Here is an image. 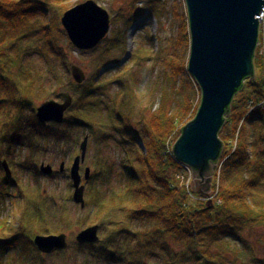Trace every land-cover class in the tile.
Returning a JSON list of instances; mask_svg holds the SVG:
<instances>
[{"label": "rangeland", "instance_id": "rangeland-1", "mask_svg": "<svg viewBox=\"0 0 264 264\" xmlns=\"http://www.w3.org/2000/svg\"><path fill=\"white\" fill-rule=\"evenodd\" d=\"M86 1L65 0V3L69 9H72ZM95 1L111 16V30L107 38L92 51H80L66 36L67 40L64 38L62 41L63 50L66 56L73 59V63L78 64L87 72L92 82L97 81L99 76L108 69L111 70L107 73V78L112 83H116L114 77L124 68L136 75L134 82L130 79L133 87L137 89V105L131 111L132 129L130 131L135 132L134 135L139 142L136 145L121 144L127 136L119 129L120 119L115 118L114 115L111 117L114 109L111 104L115 94L122 88L120 83L112 85L110 95L102 96L104 99L101 100L105 102L87 110L89 113L86 115H92L93 119L101 123L99 127L103 130L101 134L97 130L93 133L92 129L86 128L87 123H84L86 126L83 124L84 127L83 125L66 126L49 123L44 126L53 129L50 136L39 135L41 127L36 113H33L32 108H24L17 126L22 138L20 144H9L6 140L0 141V164L2 165V162L6 160L13 174L12 179H9L10 184L13 183L8 185L9 189L0 187V190L5 193L3 200L0 201V240H4L2 243L0 241V264H167L174 257L173 249L165 252L161 246H158L154 248V253L149 252L145 257L134 260L133 254L128 249L131 238L129 240L124 233L109 237V234L113 232V225L108 223L110 221L117 223L121 215L119 212L111 213V219L103 218L105 225L102 224L100 227V242L91 246L80 245L76 242L78 232L97 223L98 201L95 204L89 203V200L93 199V194L103 198L106 193L121 191L128 184V176L122 168L127 158L125 157L126 152L132 153L135 148H140L139 144L143 147V140L139 138L143 122L147 120L148 115L156 112L163 104L162 99L166 93L174 102L172 108L174 111L181 109V103L185 98H193L192 101L195 103H201L202 99V91L199 86L196 88L192 76L185 72L174 77L171 67L174 61L180 65L183 63L188 65L190 58L191 46L183 42L184 20L188 18L185 0ZM133 7L138 11L134 12L136 9L133 10ZM117 36L120 37L119 41L113 44L108 43V41H114ZM259 41L261 44L256 51V61L262 62V75L264 76V24ZM38 43L42 44L41 35L22 42V46L32 49L24 56L22 64L33 74L37 71L42 74L41 82L45 84L48 94L47 99L37 102V107L45 101L62 102L59 97V92L62 91H69L75 102L83 93V87L72 85L71 73L63 67L61 60L56 68H49L45 56L37 48ZM106 48H110L107 63L101 60ZM136 54H139L138 62L135 61L138 59ZM261 80L260 74L258 81ZM251 91L250 80H246L243 90L235 96L233 102L238 104L243 101ZM180 101L181 103H178ZM262 106H264V100L257 101L253 111ZM246 110L247 115L242 123L250 112ZM85 111L82 108L76 110L72 106L68 113L83 115ZM123 111L128 113L129 108H123ZM250 126L252 127V124ZM58 131L61 134L54 133ZM262 132L264 130L253 132L250 129V135L246 141V153L250 156V166L240 171L239 175L242 178L243 176L247 178L257 176L258 182L247 188L245 199L253 210V215L260 217L263 223L261 222L251 230H243V234L240 232L236 235L238 237H233L235 240L239 239L237 240L239 246L232 253L236 264H264V141L260 139ZM103 133L108 135L101 139L100 136ZM86 137L89 138L88 151L86 160L81 165V175L83 184L86 186L87 206L81 209L73 201L74 188L70 172L76 157L81 155L80 146ZM246 138L247 134L244 132L242 144L245 143ZM222 161L221 157L216 170L218 178L221 174ZM42 163L53 166L52 176H45L40 171L36 173L32 165L36 164L39 170ZM258 163H262L259 169ZM62 164H65L63 172H61ZM101 167L104 168L102 172L99 171ZM87 168L92 170L89 181L84 179ZM217 188V186L212 187L213 203L218 198ZM202 201L209 202L208 199H202ZM64 211L67 213V220L61 225ZM39 212L44 215V222L48 227L45 231L50 229L51 232L44 234H66L68 249L51 254H42L37 249L33 237L42 232L34 230L31 237L30 232L36 228L29 226L26 228L27 232L24 231L22 216L25 213L29 218L34 219ZM132 222L135 232L147 228L146 224L139 220ZM234 233L235 231L231 234ZM7 239L12 241L10 245H6L5 240ZM131 243L130 249L136 245L134 239ZM212 247L216 250L214 244ZM226 264H231V262L226 260Z\"/></svg>", "mask_w": 264, "mask_h": 264}, {"label": "trees", "instance_id": "trees-1", "mask_svg": "<svg viewBox=\"0 0 264 264\" xmlns=\"http://www.w3.org/2000/svg\"><path fill=\"white\" fill-rule=\"evenodd\" d=\"M134 9L136 8L133 7ZM68 10L65 0H0V141L6 140L9 144L19 145L22 138L17 126L21 112L24 108H32L33 113H36L37 102L48 98L45 84L41 82L42 74L38 71L33 74L22 64L24 56L32 50L22 46V42L41 35L42 44L38 43L37 48L45 56L48 67L56 68L61 60L63 67L70 71L69 66L74 61L64 53L62 41L64 38L67 40V35L60 22L61 16ZM187 19L184 20L183 42L191 46ZM119 38L117 36L114 41L108 43L113 44L119 41ZM109 55L110 48H106L101 60L107 63ZM135 61L138 62L139 58ZM255 65L257 76L250 81L252 91L243 101L232 103L225 126L220 132L225 150L219 180L218 175L215 176L217 184L219 181L218 198L212 205L196 198L198 194L189 190L182 178L186 176V168L172 152L182 128L195 118L200 102L195 103L193 98H185L184 102H178L181 103V109L174 111V102L168 93L163 97V104L159 109L148 115L147 120L143 122L141 137L138 136L143 140V147L139 144L140 148H135L132 153L125 151L127 158L122 168L129 179L126 187L121 191L106 193L103 198L93 194V199L89 200L90 204L98 201L97 223L93 225L101 227L102 224L105 225L103 218L111 219L113 212L121 214L117 223H108L113 225V232L109 237L124 233L128 239L131 238L128 249L134 260L145 257L149 252L154 253V248L161 246L165 252L172 249L174 251L173 259L167 264H226V260L231 264L237 263L232 253L237 250L239 239L235 240L233 237H238L236 235L240 232L243 234V230H251L262 222L260 217L253 215V210L245 199L247 188L258 182L257 176L242 178L239 175L240 171L250 166V156L246 153L250 129L253 132L264 130V106L249 114L242 123L250 103L256 104L257 101L264 100L262 62L255 61ZM171 67L174 77L189 73L186 63L180 65L174 61ZM110 70L102 73L97 81L92 82L88 78L80 85L83 87V93L73 103V107L86 111L83 115L68 111L63 124L80 126L87 123V126L84 124L86 128L92 129L93 133L97 130L101 134V123L93 119L92 115H86L89 113L87 110L105 102L101 100L104 99L102 96L110 95L112 85L120 83L122 88L115 94L111 104L114 108L111 117L114 115L120 119L119 129L127 136L121 144L136 145L139 141L134 135L135 132L130 131L131 111L137 105V89L133 87L130 79L134 82L136 75L124 68L114 77L116 83H112L107 78ZM260 74L262 80L258 81ZM192 79L198 88V83L193 77ZM72 85L76 86L74 82ZM123 108H129L128 113H125ZM33 117L35 118L34 115ZM39 126V135L48 137L53 132L48 126ZM244 132L247 138L242 144ZM54 133L61 134L59 131ZM106 135L103 133L100 138ZM260 139L264 141V132ZM261 165L262 163H258V169ZM32 166L38 174L40 166L39 170L36 164ZM0 168V187L9 189L10 182L1 164ZM99 171H104V168L101 167ZM3 195L4 191L0 190V201L3 200ZM66 220L67 213L64 211L61 225L65 224ZM134 220L146 224L147 228L135 232L132 222ZM44 221L41 212L34 216V219L25 213L22 216L24 231L29 226L36 228L30 232L31 237L34 230L42 232L41 234L50 232V229L45 231L48 227ZM234 231L235 233L231 234ZM133 239L136 245L130 249ZM0 241L4 242L2 239ZM5 243L10 245L12 241L7 239ZM213 244L216 250L213 249Z\"/></svg>", "mask_w": 264, "mask_h": 264}, {"label": "water", "instance_id": "water-1", "mask_svg": "<svg viewBox=\"0 0 264 264\" xmlns=\"http://www.w3.org/2000/svg\"><path fill=\"white\" fill-rule=\"evenodd\" d=\"M191 51L188 62L189 74L202 91V99L196 116L181 130L173 146L176 159L190 167L194 175L193 188L212 205V186L218 163L225 145L220 132L229 116L235 96L243 90L246 80L256 78L255 58L259 44L261 22L259 16L264 10V0H185ZM110 13L95 0H87L66 11L61 24L75 48L80 51L96 49L111 30ZM73 82L83 85L87 72L78 64L69 66ZM60 101L50 100L36 109L40 124H63L66 113L71 109L74 98L70 92H61ZM89 138L80 146L81 155L76 157L70 172L73 183V201L86 208L85 191L81 165L85 162ZM8 179L12 170L5 160L2 163ZM65 169L62 164L61 172ZM53 166L44 163L40 172L45 176L53 174ZM91 169L85 170L84 179L89 181ZM100 226L95 225L78 232L76 242L94 244L99 239ZM34 245L42 254H51L69 247L68 236L36 235Z\"/></svg>", "mask_w": 264, "mask_h": 264}, {"label": "built area", "instance_id": "built-area-1", "mask_svg": "<svg viewBox=\"0 0 264 264\" xmlns=\"http://www.w3.org/2000/svg\"><path fill=\"white\" fill-rule=\"evenodd\" d=\"M259 20L261 22V34H262V26L264 24V10L261 13V15L259 16ZM260 44H261V41H260ZM260 44H259V46H260ZM261 54H263L262 51H261ZM253 110H254V104H253V102H251L250 106H249V111L252 112ZM186 173H188L187 176L182 177V178H183V180L186 181V186L189 188L191 181H192V172H191V169L189 167H186Z\"/></svg>", "mask_w": 264, "mask_h": 264}, {"label": "bare ground", "instance_id": "bare-ground-1", "mask_svg": "<svg viewBox=\"0 0 264 264\" xmlns=\"http://www.w3.org/2000/svg\"><path fill=\"white\" fill-rule=\"evenodd\" d=\"M259 44H260V41H259ZM259 44H258V46H257V49H258V47H259ZM182 164V163H181ZM182 165H184V164H182Z\"/></svg>", "mask_w": 264, "mask_h": 264}]
</instances>
